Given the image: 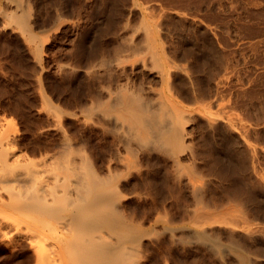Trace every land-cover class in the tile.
I'll return each mask as SVG.
<instances>
[{"label": "rangeland", "instance_id": "obj_1", "mask_svg": "<svg viewBox=\"0 0 264 264\" xmlns=\"http://www.w3.org/2000/svg\"><path fill=\"white\" fill-rule=\"evenodd\" d=\"M10 2L0 0V119L22 144L62 137L39 113L41 94L72 114L63 126L74 147L98 170L112 160L123 173L120 209L147 232L139 264H264V0ZM9 12L25 14L35 41ZM119 83L161 98L181 143L127 154L110 126L91 120V100ZM18 240L0 237V264L34 263Z\"/></svg>", "mask_w": 264, "mask_h": 264}, {"label": "bare ground", "instance_id": "obj_2", "mask_svg": "<svg viewBox=\"0 0 264 264\" xmlns=\"http://www.w3.org/2000/svg\"><path fill=\"white\" fill-rule=\"evenodd\" d=\"M6 17L30 42L35 41L23 12H9ZM142 29L144 46L151 50L155 36L148 25L143 24ZM128 49L140 51L133 43ZM151 55L158 64L159 54ZM119 63H115L118 68L122 66ZM138 91L128 84L107 86L104 98L92 99L85 112L91 120L98 117L110 126L127 154L137 145L181 143L182 128L161 98L155 103ZM41 99L39 113L53 122L48 128L62 133L55 144L32 150L20 141L13 121L0 119V237L27 243L34 254L33 264L141 263L140 250L147 232L120 209L123 173L113 167L112 160L105 170H98L91 155L75 148L67 135L63 120L72 114L51 105L45 94ZM119 162L124 159L119 158ZM242 228L248 235L258 230ZM202 229L195 228L198 236L203 235Z\"/></svg>", "mask_w": 264, "mask_h": 264}]
</instances>
